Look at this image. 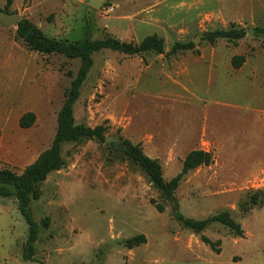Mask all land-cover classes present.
Returning <instances> with one entry per match:
<instances>
[{"label": "rangeland", "instance_id": "rangeland-1", "mask_svg": "<svg viewBox=\"0 0 264 264\" xmlns=\"http://www.w3.org/2000/svg\"><path fill=\"white\" fill-rule=\"evenodd\" d=\"M88 1L13 0L9 13L48 38L68 42L113 37L137 44L156 35L165 53L126 56L103 49L92 55L74 122L105 124L109 140L62 144V165L30 202L39 226L32 261L22 259L28 227L16 200L0 197V264H264V176L227 172L232 152L262 132L252 110H264V36L252 30L264 28V0H111L100 9ZM5 5L0 0V11ZM175 10L188 17L175 20ZM148 12L155 22L163 17L161 27L144 23ZM198 12L216 16L193 19ZM232 24L246 30L244 38L214 44L205 39ZM194 41L193 51L167 55L174 43ZM234 56L248 63L234 69ZM79 65L78 59L31 51L15 27L0 23V170L19 175L50 147ZM25 113L35 116L26 129L18 123ZM119 137L156 159L166 182L180 172L187 153L209 147L212 164L190 171L173 193L177 212L193 220L229 212L243 236L218 223L198 234L185 229L168 199L118 151ZM138 235L145 243L128 248L126 240ZM201 236L219 240L220 253Z\"/></svg>", "mask_w": 264, "mask_h": 264}, {"label": "trees", "instance_id": "trees-1", "mask_svg": "<svg viewBox=\"0 0 264 264\" xmlns=\"http://www.w3.org/2000/svg\"><path fill=\"white\" fill-rule=\"evenodd\" d=\"M13 0H6L4 8L5 13H9V7ZM231 25L228 30H215L206 34L205 39L210 44H214L218 39L227 41H237L245 37L246 30L243 28L235 29ZM252 32L256 35L264 36V28H255ZM16 34L26 46L34 52L41 54H58L67 59H78L80 62L79 69L70 81V86L65 93V100L57 113V127L48 149L38 155L33 163L28 165L21 174L17 175L8 169L0 170V197H14L17 203V209L25 220L28 227V235L25 247L22 250V259L24 261H32L34 256V245L38 239L39 226L34 220L30 211V202L32 198H37V186L44 182L47 176L62 165L61 146L63 143L75 142L82 139H94L102 143L105 141V132L107 127L101 124L95 127H87L84 125H76L73 116V106L80 96V89L85 82L89 71L93 66L92 55L100 50L108 49L118 52L126 56L141 55L147 52L155 54H164L163 40L156 35L145 37L141 42L134 44L131 42H122L113 37H107L102 40H91L84 37L81 40L68 42L66 40H56L46 37L38 28L30 21L21 19L16 28ZM195 48L192 42L174 43L167 55H174L180 52L193 51ZM245 59L244 56H234L231 65L234 69L242 66ZM68 75H71L69 72ZM35 116L32 113H25L19 118V126L21 128H29L33 125ZM121 148L118 150L126 159L139 167V169L147 177L151 185L160 191L165 198L173 196V193L181 180L190 172L200 167H207L212 164L213 156L210 152L202 150H192L185 155L181 163L180 172L170 181L166 182L163 178L162 168L156 159H152L145 155L140 145H133L129 140L119 137ZM256 194L250 199V204L256 201ZM159 213L163 212L161 205H156ZM243 213L248 212L247 208L242 209ZM175 219L181 225L192 231L193 233H201L209 225L218 223L226 227L234 237L241 238L243 230L229 212H220L209 216L203 220H193L185 218L179 212L175 211ZM46 225V220H44ZM201 242L209 247L213 252L219 254V240L212 241L205 236L200 237ZM145 243V237L138 235L126 240L125 244L128 248L137 247Z\"/></svg>", "mask_w": 264, "mask_h": 264}, {"label": "crops", "instance_id": "crops-1", "mask_svg": "<svg viewBox=\"0 0 264 264\" xmlns=\"http://www.w3.org/2000/svg\"><path fill=\"white\" fill-rule=\"evenodd\" d=\"M174 17L177 21H182L184 18L188 17V14L185 12V10H175ZM153 12H148L145 16V24L149 27L154 28L157 25H160V22H164L163 17L162 19L159 18L157 22H155L152 18ZM155 14V13H154ZM220 16L222 15L221 12L218 13ZM216 16V12H198L197 14L194 13L193 19H199L202 20L206 17H214ZM223 16V15H222ZM192 18V17H191ZM168 20H172L171 18ZM144 21V20H143ZM151 24L155 26H150ZM143 25V24H142ZM157 26V27H161ZM247 60L244 61L240 69L244 68L247 64ZM231 62L229 61V65ZM257 115V118L255 120V124H259L262 127V132L259 130L258 134L255 132L252 133L251 138L252 142L250 145L242 144L239 148H237L236 151H233L232 154L234 156L230 159V167L227 169V172H232L233 174H248V175H255V176H264V110L255 108L252 110ZM203 134L205 135V131L203 130ZM247 133H242L243 137H246ZM213 138H211L212 140ZM245 141V139H243ZM214 147L217 149L215 141L212 142ZM133 145L134 142L132 141ZM196 150H202L205 152H210L209 147H203ZM143 151V150H142ZM145 154V153H144ZM146 155V154H145ZM149 157V156H148ZM151 158V157H150ZM154 159V158H152Z\"/></svg>", "mask_w": 264, "mask_h": 264}, {"label": "water", "instance_id": "water-1", "mask_svg": "<svg viewBox=\"0 0 264 264\" xmlns=\"http://www.w3.org/2000/svg\"><path fill=\"white\" fill-rule=\"evenodd\" d=\"M107 1H111V0H89L88 4L94 9H100L102 7V5ZM19 21H20V19H19L18 14H16V13H5L3 11H0V23L2 25L13 26V27L17 28V24ZM193 44L196 45V41H194ZM108 140H109L108 138L105 139V141H108ZM110 141L113 142L114 144H116V142H118V140L115 141L114 139H111ZM168 201L170 202L172 209L177 211L178 207L174 201V197L173 196L169 197Z\"/></svg>", "mask_w": 264, "mask_h": 264}]
</instances>
